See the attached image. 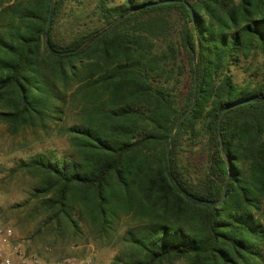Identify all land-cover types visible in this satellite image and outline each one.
<instances>
[{"label": "trees", "instance_id": "obj_1", "mask_svg": "<svg viewBox=\"0 0 264 264\" xmlns=\"http://www.w3.org/2000/svg\"><path fill=\"white\" fill-rule=\"evenodd\" d=\"M85 1L0 0V122L71 150L21 160L12 172L36 186L11 210L71 242L83 223L110 239L128 219L112 264H264V0H184L194 22L182 0H96L102 26L65 34V8ZM258 57L262 75L238 82Z\"/></svg>", "mask_w": 264, "mask_h": 264}, {"label": "rangeland", "instance_id": "obj_2", "mask_svg": "<svg viewBox=\"0 0 264 264\" xmlns=\"http://www.w3.org/2000/svg\"><path fill=\"white\" fill-rule=\"evenodd\" d=\"M124 0H115L122 3ZM96 0H86L82 5L69 3L64 10L59 29L65 34L71 31L77 32L88 27L102 26L95 14ZM179 16L173 14L178 29L181 22H177ZM68 36V35H67ZM181 60L184 61L186 72L181 84V90L185 93L190 86V73L187 53L183 52ZM260 58L243 63L241 67L233 70L238 82L248 80L256 73L262 75ZM45 150H55L59 155H68L71 150L66 138L56 134L45 136L41 131H25L18 135H11L5 124L0 122V228L11 229L14 243L19 244L27 255L36 256L46 262H57L65 259L91 260L92 264H112L114 257L121 250L118 243L119 235L129 227L131 222L122 219L116 232L110 239H100L93 229L83 223V232L79 242H71L68 236L56 237L53 234L43 233L36 235L38 221H31V211H12L15 205L26 201L36 186V181L24 173L14 174L12 170L21 160ZM198 162L204 166L206 155L201 147H196Z\"/></svg>", "mask_w": 264, "mask_h": 264}, {"label": "built area", "instance_id": "obj_3", "mask_svg": "<svg viewBox=\"0 0 264 264\" xmlns=\"http://www.w3.org/2000/svg\"><path fill=\"white\" fill-rule=\"evenodd\" d=\"M11 229L0 228V264H92L91 260L65 259L59 262H46L30 256L12 240Z\"/></svg>", "mask_w": 264, "mask_h": 264}, {"label": "water", "instance_id": "obj_4", "mask_svg": "<svg viewBox=\"0 0 264 264\" xmlns=\"http://www.w3.org/2000/svg\"><path fill=\"white\" fill-rule=\"evenodd\" d=\"M180 2L179 0H169V1H163V2H155V3H152V4H148L146 6H144V8H151V7H155V6H158V5H161V4H173V3H178ZM182 2L185 3L187 9L189 10V13H190V16H191V21L194 22V13H193V10L191 8V6L186 3L184 0H182ZM51 16H52V9L50 10L49 12V15H48V20H47V25H46V29H45V38L47 39L48 37V32H49V27H50V24H51ZM118 22L114 23L113 25H111L110 27H108L107 29H105L104 31H102L97 37H95L93 39V41H90L89 43H87L84 47L78 49V50H75V51H70V52H58L59 54H71V53H77L81 50H83L84 48L88 47L89 45H91L97 38H99L100 36L104 35L105 33H107L109 30H111ZM49 48L51 49V47L49 46ZM193 58L195 60V55L193 53ZM197 99V73L195 74V87H194V93H193V103L191 104L189 110L181 117V119L178 121V123L176 124L175 128H174V131L175 132L177 130V128L179 127L180 123L185 119V117L187 116V114L190 112V110L192 109V107L194 106L195 104V101ZM253 101H256V100H253ZM222 117L223 115L221 116L220 118V125H221V121H222ZM172 143V138L170 139V145ZM170 151L168 153V158H169V163H170ZM229 166V164H228ZM229 179V178H228ZM175 185L178 189L182 190L181 187H180V184L178 182L175 181ZM183 191V194L185 196H187L189 199L195 201V202H198V203H201V204H205V205H210V206H216L218 203H212V202H209V201H206V200H202V199H199V198H196L195 196L187 193L186 191L182 190ZM225 195H226V187L224 188V192H223V198H222V201L224 200L225 198Z\"/></svg>", "mask_w": 264, "mask_h": 264}]
</instances>
